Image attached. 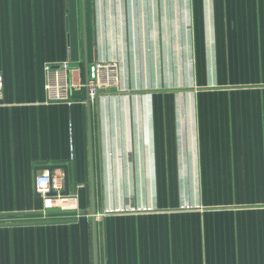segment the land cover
Masks as SVG:
<instances>
[{"label":"crops","instance_id":"1","mask_svg":"<svg viewBox=\"0 0 264 264\" xmlns=\"http://www.w3.org/2000/svg\"><path fill=\"white\" fill-rule=\"evenodd\" d=\"M86 11L87 44L83 0H0V264H95L88 91H45L65 59L121 68L91 110L99 264H264V0ZM44 172L77 209L43 211Z\"/></svg>","mask_w":264,"mask_h":264},{"label":"built area","instance_id":"2","mask_svg":"<svg viewBox=\"0 0 264 264\" xmlns=\"http://www.w3.org/2000/svg\"><path fill=\"white\" fill-rule=\"evenodd\" d=\"M45 91L48 102L72 104L74 92L88 91L91 102L100 96L121 89V68L117 61L96 60L89 64L88 78L82 62L71 59L48 62L45 65ZM3 100V77L0 75V103ZM80 102H84L81 100ZM36 191L43 199V211L77 209L76 196L64 194V183L59 174L44 172L35 180ZM45 216L44 218H46Z\"/></svg>","mask_w":264,"mask_h":264},{"label":"water","instance_id":"3","mask_svg":"<svg viewBox=\"0 0 264 264\" xmlns=\"http://www.w3.org/2000/svg\"><path fill=\"white\" fill-rule=\"evenodd\" d=\"M83 26H84V36H85V42L87 44V33H88V27H87V11H86V0H83ZM88 67H89V60L86 59L84 62V69H85V77L88 78ZM87 107H88V117H89V125H90V162H91V192H92V199H93V206H92V216H93V236H94V247H95V264H99L98 259V236H97V223H96V215H97V209L95 205V194H96V188L94 184V168H93V140H92V131H91V110H92V102L90 98L87 99ZM52 166L48 167V169L52 170ZM65 168V167H64ZM67 177V176H66ZM66 189L64 190V194L69 195V184H65Z\"/></svg>","mask_w":264,"mask_h":264},{"label":"rangeland","instance_id":"4","mask_svg":"<svg viewBox=\"0 0 264 264\" xmlns=\"http://www.w3.org/2000/svg\"><path fill=\"white\" fill-rule=\"evenodd\" d=\"M75 62V61H74Z\"/></svg>","mask_w":264,"mask_h":264}]
</instances>
